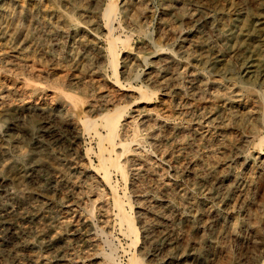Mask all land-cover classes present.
<instances>
[{"label":"rangeland","instance_id":"374dc122","mask_svg":"<svg viewBox=\"0 0 264 264\" xmlns=\"http://www.w3.org/2000/svg\"><path fill=\"white\" fill-rule=\"evenodd\" d=\"M110 1L0 0V264H264V0H117L118 82ZM116 106L135 245L82 122Z\"/></svg>","mask_w":264,"mask_h":264},{"label":"bare ground","instance_id":"6f19581e","mask_svg":"<svg viewBox=\"0 0 264 264\" xmlns=\"http://www.w3.org/2000/svg\"><path fill=\"white\" fill-rule=\"evenodd\" d=\"M117 0H112L109 3L106 4L104 11H103V16L105 19V25H106V38L108 41V48H107V58H108V64L111 67L113 71V75L115 79L118 82V51H117V43L119 41L118 37H115L113 34L114 31V25L113 22L115 20L119 19V9L116 4ZM10 7V6H9ZM12 7V6H11ZM9 10V9H8ZM15 12V11H14ZM9 14V12H8ZM17 14V13H15ZM12 16V14L10 15ZM16 16V15H15ZM25 16V15H24ZM208 16V15H207ZM17 17V16H16ZM198 17V14L195 16ZM210 17V16H209ZM44 22V21H43ZM264 23V22H263ZM18 26V25H17ZM9 29V28H8ZM25 31V30H24ZM16 32V31H15ZM21 34V33H20ZM28 35V34H27ZM36 35V34H35ZM40 35V34H39ZM5 36V35H4ZM229 37V36H228ZM14 41V40H13ZM18 42V41H17ZM21 43V42H20ZM26 43V42H25ZM120 43V42H119ZM217 43V42H216ZM223 43V42H222ZM127 45V44H126ZM226 45V44H225ZM238 45V44H237ZM237 47V46H236ZM235 47V49H236ZM260 49V48H259ZM233 51V50H232ZM264 51V50H263ZM258 53V52H257ZM261 55V54H260ZM220 57V56H219ZM223 57V56H222ZM254 57V56H253ZM256 61V60H255ZM215 63V62H214ZM220 63V62H219ZM263 65V64H262ZM1 68V67H0ZM5 68V67H2ZM3 72V71H2ZM11 72V71H10ZM5 73V71H4ZM2 74V73H1ZM121 85V84H119ZM122 86V85H121ZM133 87V86H130ZM124 88V87H123ZM37 89V88H36ZM249 89V88H248ZM247 89V90H248ZM126 91H133L132 88L125 89ZM140 98L141 99H149L150 98V91L145 88V87H138L137 88ZM37 92V91H36ZM63 94V93H62ZM69 94V93H68ZM261 95V94H260ZM52 96V95H51ZM64 95H62L63 97ZM70 95H67V97ZM66 97V96H65ZM63 97V98H65ZM71 97V96H70ZM67 99V98H66ZM74 99V98H70ZM68 99V100H70ZM84 99V98H83ZM257 99V98H256ZM262 99V98H261ZM76 101V100H74ZM260 101V100H259ZM84 102V101H83ZM75 103V102H74ZM259 103V102H258ZM70 104V103H69ZM81 104V101H80ZM113 104V103H112ZM33 105V104H31ZM71 105V104H70ZM83 105V103H82ZM26 106V105H25ZM8 107V106H7ZM76 107V106H74ZM72 106V108L74 109ZM123 107V106H122ZM264 107V106H263ZM98 109V108H97ZM101 109V108H100ZM21 110V109H20ZM27 110V108H26ZM25 110V111H26ZM77 110V109H76ZM99 110V109H98ZM75 111V110H74ZM100 114L96 116L95 118L86 117L82 121L86 131L88 132H94V134L98 137V146H99V169L103 170V177L105 181L110 185L112 191H113V200H114V206L118 211V216L120 221L121 228L124 233L127 236L131 237L132 243H136L138 240V231L136 228L135 224V218L131 214V210L133 209L132 202L129 200H125V195L119 196L117 193L116 189V184H114L111 179H110V171L111 169L116 170L118 173L122 175V177L126 176V168L125 166L121 163L120 161V155L119 153L116 152V149L120 146L125 147L126 145L128 146L130 143H127V141H123V138L121 137L120 130L121 126L123 125L124 122V115H125V110H121L119 106L114 107L112 110H107L103 109L100 110ZM19 112V111H18ZM80 112V111H79ZM21 113V112H20ZM30 114V113H29ZM129 120V119H128ZM82 124V125H83ZM128 124V123H127ZM2 125V124H1ZM101 125V127L105 131V135L97 132V126ZM31 128V127H30ZM34 127L31 128L33 130ZM182 129V128H181ZM180 129V130H181ZM184 129V127H183ZM192 130V129H191ZM25 131V130H24ZM26 132V131H25ZM135 134V133H134ZM2 136V135H1ZM140 136L139 134H136V137ZM191 136V135H190ZM7 141V140H6ZM176 141V139H175ZM186 141V140H185ZM192 141V140H191ZM190 142V141H189ZM259 142V141H258ZM192 143V142H191ZM264 143V136L261 137L260 139V144ZM187 144V143H186ZM185 144V145H186ZM187 146V145H186ZM203 146V145H202ZM178 147V146H177ZM24 148V147H23ZM122 149V148H121ZM126 149V147L124 148ZM127 150V149H126ZM128 151V150H127ZM26 152V151H25ZM24 152V153H25ZM106 152H108L109 156H106ZM124 152V151H123ZM184 152V151H183ZM13 155V154H11ZM8 157V156H7ZM4 158V157H3ZM36 158V157H35ZM17 159V158H15ZM34 160V159H33ZM198 160V159H197ZM196 160V161H197ZM14 163L11 165L10 169H13L15 167H18L20 162L19 161H13ZM197 163V162H196ZM200 164V163H199ZM208 166V165H207ZM8 167V168H9ZM8 170V169H7ZM205 170V169H204ZM4 173V172H3ZM26 173V172H25ZM225 173V172H224ZM197 174V173H196ZM218 175V174H217ZM227 176V175H226ZM2 178V177H1ZM222 179V178H221ZM226 179V178H225ZM4 183V182H3ZM205 183V182H204ZM6 185V184H5ZM8 190V189H7ZM11 190V189H10ZM9 192V191H8ZM18 194V193H16ZM125 194V193H124ZM8 195V194H7ZM4 197V196H3ZM7 197V196H6ZM127 197V196H126ZM1 204V203H0ZM127 207L129 211L125 208ZM2 208V207H1ZM117 213V212H116ZM10 214V213H9ZM45 214V213H44ZM151 215V214H150ZM196 215V213H195ZM6 224V223H5ZM16 227V226H15ZM9 228V227H8ZM51 237V236H50ZM14 238V237H13ZM25 239V238H24ZM147 239V238H146ZM19 241V240H18ZM22 244V243H21ZM32 247V246H30ZM34 248V247H33ZM40 255V253H39ZM33 258V257H32ZM43 258V257H41ZM105 258L109 261L112 262L111 264H116L113 258L112 254H107ZM126 264H142V259L135 253H131V255L128 258V261Z\"/></svg>","mask_w":264,"mask_h":264}]
</instances>
